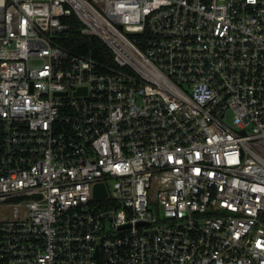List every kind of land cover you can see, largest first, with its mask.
<instances>
[{"label":"built area","instance_id":"1","mask_svg":"<svg viewBox=\"0 0 264 264\" xmlns=\"http://www.w3.org/2000/svg\"><path fill=\"white\" fill-rule=\"evenodd\" d=\"M0 264H264V0H0Z\"/></svg>","mask_w":264,"mask_h":264},{"label":"trees","instance_id":"2","mask_svg":"<svg viewBox=\"0 0 264 264\" xmlns=\"http://www.w3.org/2000/svg\"><path fill=\"white\" fill-rule=\"evenodd\" d=\"M63 22L69 24L68 30L59 38V43L73 51L92 54L94 57L109 61L111 50L96 36L88 37L81 33L83 23L73 10L63 17Z\"/></svg>","mask_w":264,"mask_h":264},{"label":"water","instance_id":"3","mask_svg":"<svg viewBox=\"0 0 264 264\" xmlns=\"http://www.w3.org/2000/svg\"><path fill=\"white\" fill-rule=\"evenodd\" d=\"M95 193L98 196H104V195H106L107 192H106L103 184H97L96 189H95Z\"/></svg>","mask_w":264,"mask_h":264}]
</instances>
